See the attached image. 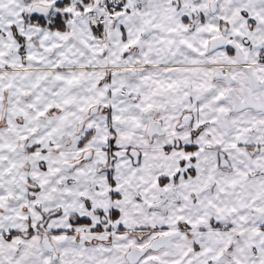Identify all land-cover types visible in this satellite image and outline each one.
<instances>
[{"label": "snow or ice", "instance_id": "snow-or-ice-1", "mask_svg": "<svg viewBox=\"0 0 264 264\" xmlns=\"http://www.w3.org/2000/svg\"><path fill=\"white\" fill-rule=\"evenodd\" d=\"M0 264H264V0H0Z\"/></svg>", "mask_w": 264, "mask_h": 264}]
</instances>
